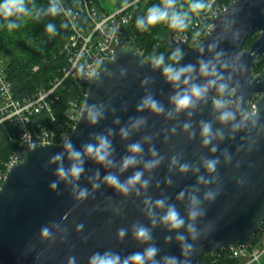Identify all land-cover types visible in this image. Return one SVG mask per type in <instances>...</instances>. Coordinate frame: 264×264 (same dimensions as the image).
I'll return each mask as SVG.
<instances>
[{
	"label": "water",
	"instance_id": "obj_1",
	"mask_svg": "<svg viewBox=\"0 0 264 264\" xmlns=\"http://www.w3.org/2000/svg\"><path fill=\"white\" fill-rule=\"evenodd\" d=\"M213 22L197 47L175 40L174 32L165 37V56L182 53L175 68L191 67L176 81L124 45L126 33L119 39L115 56L88 77L68 140L34 144L7 172L0 190V264H90L93 256L123 264L149 248L155 254L144 264H196L205 254L251 243L264 223V67L254 72L264 59V0H234ZM255 33L258 38L244 48ZM220 84L226 85L223 93ZM194 85L206 91L177 110L173 98ZM217 97L222 107L215 105ZM146 99L161 111L140 107ZM251 103L254 111L247 112ZM89 108L97 113L94 123ZM224 112L231 118L222 121ZM100 138L109 145L102 163L85 151ZM65 144L80 153L79 161ZM132 145L140 150L132 152ZM126 158L134 163L122 168ZM74 164L82 168L78 178L68 174ZM137 172L140 180L127 185ZM108 175L127 192L108 185ZM170 208L183 221L179 228L163 220ZM140 228L146 238H136Z\"/></svg>",
	"mask_w": 264,
	"mask_h": 264
},
{
	"label": "built area",
	"instance_id": "obj_2",
	"mask_svg": "<svg viewBox=\"0 0 264 264\" xmlns=\"http://www.w3.org/2000/svg\"><path fill=\"white\" fill-rule=\"evenodd\" d=\"M49 1L57 6L58 13L69 28L70 35L64 46L67 64L61 77L55 79L49 87L19 98L13 91L5 64L0 59V141L7 139L15 145L0 168V190L7 172L21 159L25 149L34 144H62L68 140L82 110L81 97L85 94L88 77L100 68L103 59L115 55L118 39L134 19L135 7L149 0H127L123 7L114 12H105L94 0ZM225 9L216 0H209L202 12L196 15L193 24L196 32L191 42L196 45L202 43L214 29V18ZM174 33L175 40H188L185 32ZM67 80L73 81L79 98L62 107L58 118L55 111L60 107V91L66 88ZM252 109L254 111L253 106ZM229 250L234 257L247 256V264H262L264 227L256 242L233 246Z\"/></svg>",
	"mask_w": 264,
	"mask_h": 264
},
{
	"label": "trees",
	"instance_id": "obj_3",
	"mask_svg": "<svg viewBox=\"0 0 264 264\" xmlns=\"http://www.w3.org/2000/svg\"><path fill=\"white\" fill-rule=\"evenodd\" d=\"M69 1L71 2V0ZM94 1L99 6L98 0ZM208 1L198 0L204 5ZM217 1L220 3L222 0ZM223 1L229 3L230 0ZM190 2H196V0H174V9L169 11L187 12L186 27L182 31L190 36L188 43L193 46L191 40L196 32L193 29L194 20L204 8L193 12L188 8ZM163 3L164 0H149L136 6L135 17L128 28L127 37L130 45L143 51L146 58L153 59V57L163 55L162 66L175 67V58H169L172 54L165 56L168 49L162 40L168 32L174 30L169 29L164 23L150 26L147 31H140L135 26L136 20L144 17L148 8L162 7ZM51 4L49 0H25V6L31 15L9 17L8 20L0 18V59L6 62L8 79L15 95L19 98L31 96L37 90L49 87L50 83L61 75V70L67 64L64 46L70 35L69 28L58 12L55 16L48 14L47 9ZM221 4L228 6L225 3ZM99 8L102 9L100 6ZM9 22L17 26L8 30L5 25ZM49 24L53 26V34H49L45 30ZM257 37V33L250 36L245 42L244 48H249ZM263 65L264 63H261L256 66L254 72L262 69ZM68 89L62 92L60 108L55 112V116L58 118L61 116L62 107H65L69 100L76 97L75 89ZM81 99L84 101V96ZM14 149L15 145L8 142L7 139L0 141V168L3 167V162L8 159ZM262 231L263 226L253 237L252 243L259 239ZM196 264H240V258L234 257L229 249H222L216 253L203 255Z\"/></svg>",
	"mask_w": 264,
	"mask_h": 264
},
{
	"label": "clouds",
	"instance_id": "obj_4",
	"mask_svg": "<svg viewBox=\"0 0 264 264\" xmlns=\"http://www.w3.org/2000/svg\"><path fill=\"white\" fill-rule=\"evenodd\" d=\"M204 7L205 5L203 3L198 2V0H196V2H190L188 4V8L193 12H196ZM170 9H174V0H164L162 7L152 6L148 8L145 16L142 18H138L136 20L135 22L136 28L139 29L140 31H147L150 28V26L164 23L171 30L182 31L186 27L185 21L187 17V12H178L175 10L169 11ZM58 11L59 9L57 8L55 4H51L47 9L48 14L52 16H55ZM29 15H31V12L29 11L28 8H26L25 0H0V18H3L4 20H8L9 17H19V16L27 17ZM16 26H17L16 24L11 23V22L5 25V27L8 30H11ZM45 30L47 33L53 34V26L51 24L47 25ZM198 34L199 33H197V35ZM181 55L182 53L179 50H177L169 58L179 59ZM163 63H164L163 55L153 57L154 66H160ZM162 71L167 79L171 81H176V80H179L180 76L183 73L191 71V67L187 66L184 68L177 69L171 65H165ZM200 71L202 74L207 75L208 65L202 63ZM185 82L187 81L185 80ZM213 83L215 82L214 81L209 82L210 85ZM225 87L226 85L220 84L218 86V92L223 93L225 90ZM203 91H206V88H200L194 85L190 89V92L185 93L184 95L177 94V96L173 98L175 105H176V109L180 110V109L188 107L190 104V97L199 98L202 95ZM214 103L217 107H222L224 104V101L221 98L217 97ZM145 106L150 107L151 110L155 112L161 111V109L157 106V104L154 101H151L150 99H146L143 102V104H141L140 107H145ZM88 115L91 121L94 123L97 118V113L94 112L91 108H89ZM231 116H232L231 113L224 112L220 116V119L222 121L227 120V119H230ZM185 127H187V125H185ZM208 132H209V127L205 125L204 128L202 129V134L207 135ZM208 142L209 141L207 139L204 140L205 144H207ZM65 148L69 151V155L71 159L79 161V157H80L79 152L72 151L70 144H65ZM108 148H109V145L105 141V139L100 138V143L97 146L93 147L92 145H88L86 146L85 151L88 154L94 156L95 160L98 163H102L106 160L109 154ZM130 150L134 153L138 152L140 150L139 145H132L130 147ZM59 158H60L59 156L55 157V159L57 160ZM157 162H154V163H157ZM132 163H134L133 159L126 158L123 161L122 168H126ZM214 165H215V161L208 162L207 169L209 171H212L214 169ZM148 166L150 167L152 165L150 164ZM185 169H186V166H182L181 171H184ZM81 172H82V168L78 166L77 164H74L69 169L68 174H70L73 178H78ZM57 175L63 178L66 174L63 169H58ZM140 176H141V173L137 172L134 176L129 178V180L127 181V185H132L138 182L140 180ZM104 180L108 185L114 188H117L121 192H127L128 190L126 185L120 184L115 176H112V175L105 176ZM52 187L54 188L55 184H53ZM84 195H85V192L81 191L80 197H83ZM158 203H162V202H158ZM192 215L195 216L196 213L193 212ZM163 220L167 222L171 228H179L181 224L183 223L182 220L177 218V213L171 208L169 209V211L167 212ZM123 234H124L123 230H121L119 235L123 236ZM43 235L45 236L47 235V230H44ZM135 235L137 239H142V238H146L147 232L145 229L140 228L139 230H137ZM154 254H155V249L149 248L146 250V252L143 255L142 254L131 255L129 258L123 261V264H144V260L146 258H151L152 256H154ZM69 264H71V261L69 262ZM90 264H118V258L117 257L109 258L108 256H104V257L93 256L90 259ZM168 264H175V261L174 260L168 261Z\"/></svg>",
	"mask_w": 264,
	"mask_h": 264
},
{
	"label": "rangeland",
	"instance_id": "obj_5",
	"mask_svg": "<svg viewBox=\"0 0 264 264\" xmlns=\"http://www.w3.org/2000/svg\"><path fill=\"white\" fill-rule=\"evenodd\" d=\"M233 0H230L229 1V3H226V2H224L223 0L222 1H220V3H225L226 5H229L231 2H232ZM98 3H99V6L102 8V10H104L105 12H114V11H116V10H118L119 8H121V7H123L126 3H127V0H98ZM219 5H221V4H219ZM173 31H171V32H168L163 38H162V40L164 41V39H165V37L167 36V35H169L170 33H172ZM6 62H4V64H5ZM261 71V69L260 70H258V71H256L255 72V74H257V73H259ZM249 106V111H251L252 112V106H253V104H250V105H248ZM247 107V106H246ZM252 109V110H251ZM247 111V110H246ZM262 261H264V256H263V258H262ZM252 264H257V263H252Z\"/></svg>",
	"mask_w": 264,
	"mask_h": 264
},
{
	"label": "bare ground",
	"instance_id": "obj_6",
	"mask_svg": "<svg viewBox=\"0 0 264 264\" xmlns=\"http://www.w3.org/2000/svg\"><path fill=\"white\" fill-rule=\"evenodd\" d=\"M233 1H234V0H233ZM233 1H232V2H233ZM216 2H217L218 4H221V3H219L217 0H216ZM232 2H231V3H232ZM231 3H230V4H231ZM230 4H229V5H230ZM221 5H224V4H221ZM229 5H228V6H229ZM224 6H225V5H224ZM228 6H225L226 9H227ZM226 9H225V10H226ZM225 10H224V11H225ZM134 17H135V16H134ZM133 20H134V19H133ZM194 21H195V20H194ZM132 23H133V21H132ZM132 23H131V24H132ZM130 26H131V25H130ZM193 29H194V28H193ZM127 31H128V30H127ZM127 31H125V32L123 33V35L126 33V37H127ZM173 32H176V31H173ZM185 34H186V33H185ZM123 35H122V36H123ZM122 36H121V37H122ZM187 36H188V40H186V41H184V42H187V43H188V41L190 40V36H189L188 34H187ZM121 37H120L119 39H121ZM119 39H118V41H119ZM188 44H189V43H188ZM200 44H201V43H200ZM200 44L196 45V44L193 43V46L190 45V44H189V45L192 46V47H197V46H199ZM124 45H129V46H131V45H130V41L128 40V37L126 38V41L124 42ZM132 47H133V46H132ZM117 48H118V43H117ZM134 49H135V48H134ZM136 50H139V49H136ZM139 51L143 53V51H141V50H139ZM116 52H117V50H116ZM115 54H116V53H115ZM114 56H115V55H114ZM114 56H113V57H114ZM113 57H108V58H113ZM105 59H106V58H105ZM103 60H104V59H103ZM103 60H102V61H103ZM100 67H101V64H100ZM99 69H100V68H99ZM99 69H98V70H99ZM62 70H63V69H62ZM62 70H61V75H62ZM98 70H97V71H98ZM93 73H94V72H93ZM61 75L58 76L57 78L61 77ZM57 78H55V79H57ZM55 79H54V80H55ZM54 80H53V81H54ZM53 81H52V82H53ZM87 81H88V79H87ZM52 82H51V83H52ZM51 83H50V84H51ZM49 86H50V85H49ZM65 87H66L65 89H62V90L60 91V93H61L60 95H62V92H64L65 90H69L68 88H74L75 91H76V97H75L74 99L79 98V97H78V95H79L78 90H77V88L75 87V84L73 83L72 80H67V81L65 82ZM87 88H88V85H87ZM87 88H86V91H87ZM86 91H85V94H86ZM85 94H84V97H85ZM61 97H62V96H61ZM74 99H71V100H74ZM71 100H69L68 103H69ZM81 101H82V99H81ZM60 102H61V101H60ZM82 102L84 103V101H82ZM68 103H67V104H68ZM67 104H66V106H67ZM251 104H253V103H251ZM247 106H248V105H247ZM59 108H60V107H59ZM55 112H56V111H55ZM247 112H251V111H247ZM73 129H74V128H73ZM73 129H72V130H73ZM71 132H72V131H71ZM25 150H26V149H25ZM25 150H24V151H25ZM24 151H23V152H24ZM23 152H22V153H23ZM262 226L264 227V223H263ZM259 231H260V230H259ZM219 251H220V250H219ZM217 252H218V251H217Z\"/></svg>",
	"mask_w": 264,
	"mask_h": 264
},
{
	"label": "crops",
	"instance_id": "obj_7",
	"mask_svg": "<svg viewBox=\"0 0 264 264\" xmlns=\"http://www.w3.org/2000/svg\"><path fill=\"white\" fill-rule=\"evenodd\" d=\"M248 261L249 260L247 256L240 257V264H247ZM262 264H264V261H262Z\"/></svg>",
	"mask_w": 264,
	"mask_h": 264
},
{
	"label": "flooded vegetation",
	"instance_id": "obj_8",
	"mask_svg": "<svg viewBox=\"0 0 264 264\" xmlns=\"http://www.w3.org/2000/svg\"><path fill=\"white\" fill-rule=\"evenodd\" d=\"M257 34H258V33H257ZM258 36H259V34H258ZM257 38H258V37H257ZM261 63H264V59L261 61ZM261 63H260V64H261ZM263 67H264V65H263ZM263 67H262V69H263ZM262 69H261V70H262ZM257 98H258V96H256L255 99H257ZM247 107H248V106H247ZM247 107H246V110H247ZM247 111H248V110H247Z\"/></svg>",
	"mask_w": 264,
	"mask_h": 264
}]
</instances>
